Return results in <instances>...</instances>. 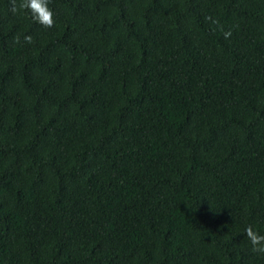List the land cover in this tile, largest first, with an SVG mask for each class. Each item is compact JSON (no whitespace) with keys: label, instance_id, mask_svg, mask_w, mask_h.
<instances>
[{"label":"trees","instance_id":"1","mask_svg":"<svg viewBox=\"0 0 264 264\" xmlns=\"http://www.w3.org/2000/svg\"><path fill=\"white\" fill-rule=\"evenodd\" d=\"M49 7L0 0V264H264V0Z\"/></svg>","mask_w":264,"mask_h":264},{"label":"clouds","instance_id":"2","mask_svg":"<svg viewBox=\"0 0 264 264\" xmlns=\"http://www.w3.org/2000/svg\"><path fill=\"white\" fill-rule=\"evenodd\" d=\"M30 11L32 19L42 25L44 28H52L55 24L54 12L49 7V0H12L11 11L15 14L17 12ZM231 33H225L227 39ZM26 43H33V37L31 35L25 36ZM16 42L19 43V37H16ZM246 237L252 244V251L258 253H264V235L254 231L251 226L247 227Z\"/></svg>","mask_w":264,"mask_h":264}]
</instances>
